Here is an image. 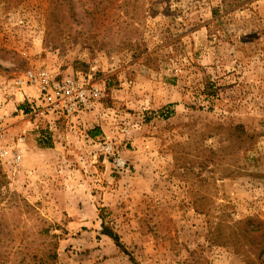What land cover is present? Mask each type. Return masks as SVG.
Segmentation results:
<instances>
[{"label":"rangeland","instance_id":"374dc122","mask_svg":"<svg viewBox=\"0 0 264 264\" xmlns=\"http://www.w3.org/2000/svg\"><path fill=\"white\" fill-rule=\"evenodd\" d=\"M34 67L101 93L42 114ZM0 110L5 264H264V0H0Z\"/></svg>","mask_w":264,"mask_h":264},{"label":"built area","instance_id":"2783aa9c","mask_svg":"<svg viewBox=\"0 0 264 264\" xmlns=\"http://www.w3.org/2000/svg\"><path fill=\"white\" fill-rule=\"evenodd\" d=\"M29 91H23L24 88ZM17 93L26 94L30 107L39 108L42 114H59L70 117L73 114L89 110L95 104V99L101 93L95 85L89 86L85 79L73 76L57 77L55 73L45 67L29 69L22 78L14 81ZM3 114L0 110V137L5 133ZM19 154L14 155L12 161L18 162Z\"/></svg>","mask_w":264,"mask_h":264},{"label":"trees","instance_id":"16d2710c","mask_svg":"<svg viewBox=\"0 0 264 264\" xmlns=\"http://www.w3.org/2000/svg\"><path fill=\"white\" fill-rule=\"evenodd\" d=\"M208 94H211V91H209ZM231 129L234 130V133H235V131L238 134L244 133V129H243L242 125H236L234 127L232 126ZM24 206L30 207V204L25 203ZM102 232H103V234L111 237L122 250H126L124 247V244L121 241L119 234L117 232H115L113 229H111V227L109 225H107L105 223V221L102 222ZM40 233L47 235V236H50L53 240H55V241H51V242H55V243H51L50 247H49V245H44L41 248H34V252H33L32 256H30L27 259H26V257H22L23 258L22 262H24V264H55V262L58 258V252H57V245L58 244L57 243H58V239L61 236L58 233L52 232V226L51 225L43 226L40 229ZM1 246H3V245L0 244V247ZM26 260H28V262L25 263ZM131 260H132L133 264H140L139 261L136 260L134 257H131ZM0 264H5V263H4V261L0 260Z\"/></svg>","mask_w":264,"mask_h":264}]
</instances>
